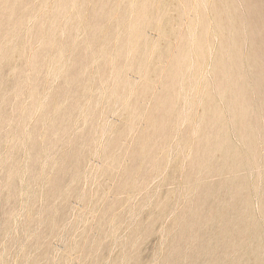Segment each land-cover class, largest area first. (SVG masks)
<instances>
[{
	"label": "rangeland",
	"instance_id": "374dc122",
	"mask_svg": "<svg viewBox=\"0 0 264 264\" xmlns=\"http://www.w3.org/2000/svg\"><path fill=\"white\" fill-rule=\"evenodd\" d=\"M0 264H264V0H0Z\"/></svg>",
	"mask_w": 264,
	"mask_h": 264
},
{
	"label": "bare ground",
	"instance_id": "6f19581e",
	"mask_svg": "<svg viewBox=\"0 0 264 264\" xmlns=\"http://www.w3.org/2000/svg\"><path fill=\"white\" fill-rule=\"evenodd\" d=\"M18 3V2H17ZM11 5V4H10ZM15 5V4H14ZM26 9V8H25ZM94 31V30H93ZM124 39V38H123ZM25 51V50H24ZM152 55V54H151ZM112 63V62H111ZM64 94V93H63ZM97 132V131H96Z\"/></svg>",
	"mask_w": 264,
	"mask_h": 264
}]
</instances>
